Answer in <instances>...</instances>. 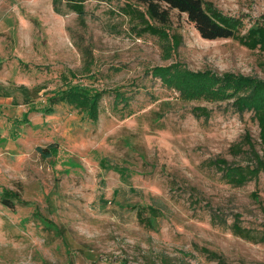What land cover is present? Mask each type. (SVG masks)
Masks as SVG:
<instances>
[{"label":"rangeland","instance_id":"1","mask_svg":"<svg viewBox=\"0 0 264 264\" xmlns=\"http://www.w3.org/2000/svg\"><path fill=\"white\" fill-rule=\"evenodd\" d=\"M211 1L247 28L264 25V0ZM67 2L56 14L52 0H0V264H217L209 253L264 264V176L235 188L211 166L247 164V154L230 150L248 151L246 134L264 159L251 114L183 103L148 74L179 63L264 80V53L204 40L171 11L169 37L180 45L164 60L159 39L123 12L143 11L136 0H83L81 20ZM83 51L94 59L93 78L80 74ZM69 72L111 93L97 122L65 105L39 112ZM113 91L128 107L115 105ZM196 107L209 118L195 116ZM50 145L57 153L42 158L36 149ZM140 208L152 228L139 223ZM236 219L256 242L233 233Z\"/></svg>","mask_w":264,"mask_h":264},{"label":"trees","instance_id":"2","mask_svg":"<svg viewBox=\"0 0 264 264\" xmlns=\"http://www.w3.org/2000/svg\"><path fill=\"white\" fill-rule=\"evenodd\" d=\"M141 4L143 11L128 7L124 14L131 15L141 24L144 33L156 36L162 43L164 60L171 58V52L180 45V37L168 33L170 12L176 11L185 15L187 21L193 25L199 36L204 40H232L240 46L264 53V25L256 24L246 27L242 17L228 16L214 6L211 0H136ZM62 0H52L53 11L59 14V5ZM68 8L81 20L83 16V0H68ZM171 42V44H170ZM94 59L88 51H83V65L80 74L92 77ZM150 77L158 80L163 88L177 94L183 103L204 102L208 104L227 103L237 114H251L258 129V141L264 147V80L246 77L233 73L216 74L210 71H190L179 63L167 66H156L148 71ZM74 81V82H73ZM59 90H55L39 112L45 115L52 114L56 107L65 105L77 113L84 115L91 122H97L100 115V103L104 96L111 94L108 91H93L85 86L79 75L69 72L68 75H59ZM23 88V99L28 104L27 89ZM38 90V89H35ZM118 91H113L115 105L123 104L128 107V99ZM195 116L208 119L210 113L201 107L192 110ZM19 123L18 120L12 124ZM1 138V137H0ZM245 145H234L231 152L234 155H248L245 165L229 164L223 159L211 163L221 174L224 182L232 187L240 188L250 182H257L264 176V159L254 151V144L249 135H245ZM37 152L44 159L57 153V147L50 145L46 148H37ZM6 208L14 205L9 199H2ZM145 209H137L136 216L140 224L152 228L149 218L143 217ZM233 233L245 240L256 242L252 231L239 226L237 219L232 226ZM261 240V239H260ZM207 256L217 264H226L221 257L214 253Z\"/></svg>","mask_w":264,"mask_h":264}]
</instances>
